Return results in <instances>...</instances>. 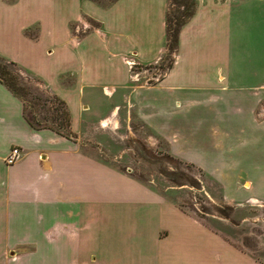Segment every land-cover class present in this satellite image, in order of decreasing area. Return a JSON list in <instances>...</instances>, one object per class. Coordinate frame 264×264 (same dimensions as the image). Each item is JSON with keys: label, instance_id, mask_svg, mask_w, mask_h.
Here are the masks:
<instances>
[{"label": "crops", "instance_id": "crops-1", "mask_svg": "<svg viewBox=\"0 0 264 264\" xmlns=\"http://www.w3.org/2000/svg\"><path fill=\"white\" fill-rule=\"evenodd\" d=\"M167 8L0 0V56L65 101L75 134L33 128L0 82V264H264V248L234 243L83 149L84 98L101 88L118 100L97 111L96 127L124 128L133 110L225 202L264 205V0H195L161 80L134 85L129 62L154 65L165 51ZM13 146L20 156L7 164Z\"/></svg>", "mask_w": 264, "mask_h": 264}, {"label": "rangeland", "instance_id": "rangeland-1", "mask_svg": "<svg viewBox=\"0 0 264 264\" xmlns=\"http://www.w3.org/2000/svg\"><path fill=\"white\" fill-rule=\"evenodd\" d=\"M99 1L106 4L109 0ZM175 8L176 6L171 7L172 13ZM169 50L166 45L165 51L159 55V64H156L159 69H155L154 65L135 64L132 71L130 69L131 83L146 87L157 84L158 82L147 81V79L159 72L163 74V71L167 69ZM173 55L174 52L170 54L171 60H173ZM134 72L139 74L136 80L133 78ZM20 73L27 88V100L30 101V103L27 102L28 106L35 102L36 95L48 97V88L23 70ZM93 91L84 98L85 102L90 103L92 109L89 112L91 115L85 113L83 116L85 119L88 118L90 124L88 127L87 123H84L83 133L91 137L81 140L85 141V143L82 142L83 149L86 148L99 158L127 171L134 178L178 202L193 216L225 233L234 243L253 247L257 253H262L264 205L251 203L236 207L232 203L225 202L221 199L219 186L215 180L206 177L191 163L170 153L165 140L159 136L160 134L145 122L140 121L133 110L126 114L127 122L124 128L106 131L100 123L96 127L95 123L99 117L97 111L102 112L110 101L118 99L115 96L107 97L101 88ZM260 105H264V98L260 101L259 107ZM33 107L41 118L43 115L52 113L53 105L47 103L44 108H39V105L33 104ZM257 117L264 118V113L259 112V109H257ZM166 121L168 122V119ZM93 138L104 143H112L110 146L113 147V151L107 150ZM177 148L183 152L182 148L179 146Z\"/></svg>", "mask_w": 264, "mask_h": 264}, {"label": "trees", "instance_id": "trees-1", "mask_svg": "<svg viewBox=\"0 0 264 264\" xmlns=\"http://www.w3.org/2000/svg\"><path fill=\"white\" fill-rule=\"evenodd\" d=\"M112 1L109 0L107 3ZM172 6H176L173 13L171 12ZM194 9L195 0H168L165 30L166 45L170 50L167 68L171 66L173 61L170 54L177 49L179 31L192 16ZM21 70V67L14 61L0 56V82L22 101L23 115L27 122L33 128H48L67 138L74 139L75 134L71 130V116L64 100L47 90L49 93L48 97L36 95L34 97L35 102L28 106L27 102L30 103V101L27 100V88L20 73ZM47 103L53 105L51 107L52 113L39 118V113L34 109L33 104L39 105V108H44Z\"/></svg>", "mask_w": 264, "mask_h": 264}, {"label": "built area", "instance_id": "built-area-1", "mask_svg": "<svg viewBox=\"0 0 264 264\" xmlns=\"http://www.w3.org/2000/svg\"><path fill=\"white\" fill-rule=\"evenodd\" d=\"M159 60H160V57H158V59L156 60V62H155V64H154L155 69L158 68V66H157L156 64H159V63H158ZM129 65H130V69H131V71H132V67H133L135 64L131 61V62H129ZM158 69H159V68H158ZM166 70H167V69H166ZM166 70L163 71V74H162L161 72H159V74L156 73V74H154V75H151V77L148 78L147 81L159 82V81L161 80V76L164 75V73H165ZM158 71H159V70H158ZM138 75H139V74H138L137 72H136V73L134 72V73H133V78H135V80L138 79V78H137ZM261 112L264 113V110H262ZM19 156H20V149H19V147H17V146H13V147L10 148L9 153L6 155V157H5V161H6L7 164H13L14 162H16V161L18 160Z\"/></svg>", "mask_w": 264, "mask_h": 264}]
</instances>
